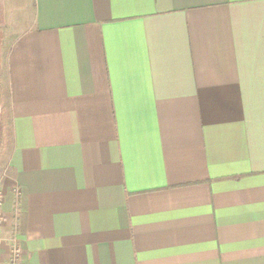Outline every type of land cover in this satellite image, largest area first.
<instances>
[{
    "label": "crops",
    "instance_id": "crops-1",
    "mask_svg": "<svg viewBox=\"0 0 264 264\" xmlns=\"http://www.w3.org/2000/svg\"><path fill=\"white\" fill-rule=\"evenodd\" d=\"M1 136L0 264H264V0H0Z\"/></svg>",
    "mask_w": 264,
    "mask_h": 264
},
{
    "label": "rangeland",
    "instance_id": "rangeland-1",
    "mask_svg": "<svg viewBox=\"0 0 264 264\" xmlns=\"http://www.w3.org/2000/svg\"><path fill=\"white\" fill-rule=\"evenodd\" d=\"M4 148V144H3V140H2V136L0 137V152L3 151ZM2 204V193H0V205ZM3 218V216H2ZM2 224H3V219H2Z\"/></svg>",
    "mask_w": 264,
    "mask_h": 264
},
{
    "label": "built area",
    "instance_id": "built-area-1",
    "mask_svg": "<svg viewBox=\"0 0 264 264\" xmlns=\"http://www.w3.org/2000/svg\"><path fill=\"white\" fill-rule=\"evenodd\" d=\"M2 213L0 212V225H2ZM18 250H16V252H15V256L17 257L18 256Z\"/></svg>",
    "mask_w": 264,
    "mask_h": 264
}]
</instances>
